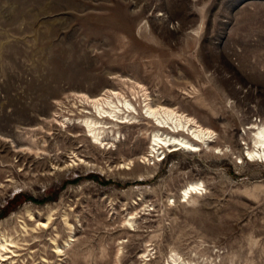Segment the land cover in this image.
I'll use <instances>...</instances> for the list:
<instances>
[{
	"label": "rangeland",
	"instance_id": "374dc122",
	"mask_svg": "<svg viewBox=\"0 0 264 264\" xmlns=\"http://www.w3.org/2000/svg\"><path fill=\"white\" fill-rule=\"evenodd\" d=\"M263 128L264 0H0V264H264Z\"/></svg>",
	"mask_w": 264,
	"mask_h": 264
},
{
	"label": "bare ground",
	"instance_id": "6f19581e",
	"mask_svg": "<svg viewBox=\"0 0 264 264\" xmlns=\"http://www.w3.org/2000/svg\"><path fill=\"white\" fill-rule=\"evenodd\" d=\"M96 102H99V98H94L93 99ZM127 107H132V103L127 101L125 103ZM110 106L113 107V110H99L100 113L102 112H108L114 117H117V109H120L115 105L113 102H110ZM104 108V107H103ZM147 114L148 117H151L154 119L158 126L160 128L168 129L170 131V134H160L157 133L154 138L155 142V148L157 147H164L168 146L169 148H172V150L178 149V148H187L189 150H196V145L193 143L192 140H207L210 138L211 135V130L208 128L203 127L202 125L198 124L193 118L188 117L182 113L177 112L175 109L171 107H166V106H158V107H152L151 105L148 106L147 109ZM84 126L88 127L91 131V135L96 139L98 143H103L104 140L102 139L101 132L99 131V127L101 125L99 124V121H95L93 119L87 118L84 119ZM171 127L173 131L169 128ZM181 130H186L188 134L186 136H181V135H176L177 133H180ZM177 131V132H176ZM259 140H258V145H257V150H249V154L251 156L254 155H262L264 156V128L259 131ZM198 185L197 184H189L188 187L185 190V193L188 195L190 192L193 190L197 189ZM41 225L45 226L47 225V222H42L40 223ZM8 243V242H7ZM12 246V245H9ZM2 250H11L8 248L6 244H1ZM58 251H60V248H57ZM4 257V255H2ZM4 260L5 258H1Z\"/></svg>",
	"mask_w": 264,
	"mask_h": 264
}]
</instances>
